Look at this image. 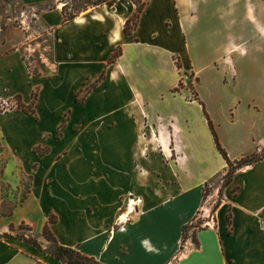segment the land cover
I'll return each mask as SVG.
<instances>
[{
	"label": "crops",
	"instance_id": "1",
	"mask_svg": "<svg viewBox=\"0 0 264 264\" xmlns=\"http://www.w3.org/2000/svg\"><path fill=\"white\" fill-rule=\"evenodd\" d=\"M42 1L46 0H23L28 5ZM48 1L56 2V8L43 16L55 37L53 74H32L18 46L0 39V102L8 106L20 102L28 107L33 94L38 93L35 115L17 107L0 110V159L8 160L3 172L8 186L12 184L18 189L22 185V177L14 183L10 181L14 169L8 166L10 160L25 152H32L35 157L31 169L20 164L15 167L21 176L32 173L29 176L32 184L13 213L2 214L6 201L13 195L7 197L0 183V233L9 232L12 224L24 222L33 228L46 249L49 243L42 237V231L54 215L57 223L52 230L59 243L102 264H264V159L234 175L232 183L223 190L214 224L196 232L199 246L193 232L183 248V228L198 221L205 186L226 175L228 165L213 138L221 166L200 178L193 168L198 140L192 134L189 120L181 128L178 123L168 126L158 118L156 131L151 130L152 135L143 137L142 128L150 129L153 120L147 108L140 105L136 106L137 111L131 108L130 100L136 92L130 85L129 71L123 69L127 67L133 39L139 46L132 48L145 45L166 48L176 41L189 45L201 40L194 25L203 15L210 25L224 26L219 25L215 37H224L222 41L228 45L248 40L264 45V0H149L133 36L123 33L125 23L137 11L131 0H119L113 8L90 10L67 25L62 24L60 0ZM54 14L60 17L55 25L50 21ZM241 15L249 23L246 31L244 27L240 29ZM70 33L66 38L65 34ZM119 46L124 54L109 65ZM239 48L234 43L223 53L228 55ZM230 61L224 57L221 63L227 65ZM158 62L153 65L155 70L163 66L162 61ZM163 67L166 70L168 65ZM104 72L106 79L92 88ZM178 81L176 78L170 100L193 104L194 100L173 94ZM90 88L88 100L77 111L86 113L77 118L82 129L76 135L70 121L66 136L71 132L74 134L71 138L89 134V148L94 151H85L78 160L70 162L66 149L53 153V144L66 138L58 136L55 140L54 135L63 131L67 113L74 109V104L78 105L77 95ZM99 97L109 99L92 107ZM122 100L126 107L114 114ZM108 111L111 115L103 118ZM134 112L143 117V122L135 120ZM51 121L55 122L52 135L43 129ZM119 126L127 129L122 153L97 150L105 148L102 140ZM182 130L187 133L182 134ZM96 132L107 135H93ZM241 139L235 148L221 140L232 161L237 160L235 153L242 152L238 158L242 159L264 148V122L257 131L246 129ZM151 155L159 162L156 165L153 160L156 166L150 164ZM28 214L42 215V219L35 223ZM204 217L210 214L204 212ZM0 264L64 263L22 241H0Z\"/></svg>",
	"mask_w": 264,
	"mask_h": 264
},
{
	"label": "rangeland",
	"instance_id": "2",
	"mask_svg": "<svg viewBox=\"0 0 264 264\" xmlns=\"http://www.w3.org/2000/svg\"><path fill=\"white\" fill-rule=\"evenodd\" d=\"M51 4L54 5L56 2L46 0L38 5H28L23 0H0V39L9 40L11 44L14 42L18 46V49L24 53V59L28 63L32 74L41 73V75L48 76L55 71L52 56L55 37L53 30L45 23L43 17L49 11L41 8ZM90 10L92 9L88 11ZM240 17L242 19L240 29L242 30L244 27L246 31L249 23L243 20L242 15ZM59 19L60 17L57 14L50 17V21L54 25L59 23ZM207 23L208 19L203 15L199 23L194 25L195 32H198L201 40H196L189 45L176 41L173 42V45L166 48H155L149 45L132 48L139 46L133 39L130 41V58L127 60V67H117L119 70L123 68L129 71L130 85L134 87L133 89L136 92L135 97L130 100L131 108L135 111L138 110L137 105L147 108L149 118L153 120L152 124H150V129L142 128L143 137L152 135L151 130L156 131L154 127H157L158 118L163 119L168 126L172 122L178 123L181 128L186 127L185 122L190 121L192 134L198 140L193 168H196L200 178L202 174L217 170L221 166V157L215 149L203 105L214 123L221 144L223 139L230 148L236 147L237 140L242 141L241 138L246 133V129L251 128L252 131H257L260 123L264 122V45H256L251 43L250 40L245 42L234 41L232 44L229 42L228 45L225 41H222L224 37H215L216 30L221 24L218 22L219 25L216 23L215 25H210V23L207 25ZM221 27L224 26L222 25ZM144 34L146 33L143 32ZM247 34H249V31ZM71 35L72 33L69 35L65 34V37L67 38ZM234 43L240 45L239 50L235 49L230 51L228 55H224L223 52L229 50ZM118 48H120L123 55V47L119 46ZM171 52H175V54H170ZM224 57H228L231 60L229 64L224 65L221 63ZM157 60L162 61L163 66L168 65L167 69L165 70L162 66L160 70H155L153 65L159 63ZM178 65L182 66L181 70ZM104 73L106 75V72ZM91 75L92 77L94 76L93 73ZM176 78L179 81L172 90L173 94H180L194 101L199 98L203 105L199 101L191 104L179 100H170L169 94ZM90 93L91 90L87 89L77 95L78 105L74 104V109L67 113V124L64 125L63 131H58L54 135L55 140L58 136L59 138L66 136V129L69 130L70 121H72L73 125H71V130L76 135L82 129L77 118L80 117L81 119L86 113H78L77 111L80 106L85 105ZM68 98V96L65 97V104H67ZM106 99L109 98L99 97L95 102H92V107L95 103L96 105L105 104L108 101ZM4 105L7 104L0 102V110ZM118 106L119 110H113L114 114L122 112L121 109L125 108L126 104L122 100ZM111 113V111L106 112L103 118L110 116ZM134 114L135 120L143 122V117L139 116L138 112H134ZM214 117L218 121V125ZM114 120L118 121L117 118H114ZM43 129L52 135L55 130V122L51 121ZM88 130L87 128L86 131ZM126 131L125 126H119L112 132L110 137H106L107 139L105 138L104 141L102 140L105 148H97V150L104 151V153H107V151L122 153L124 145H126L123 142L125 141ZM185 132V130H182V134ZM96 134L107 135L105 132H96L93 135ZM70 136H74L73 132L70 133ZM70 136H66L63 142L53 144L52 150L54 154L66 149L70 152L69 161L74 162L85 151L88 153L90 150L94 151L89 148L90 140L87 138L89 134L82 135L81 138H71ZM95 145L101 146L99 143ZM43 146H46V144ZM222 146L224 147V145ZM42 147L37 151H41ZM224 149L227 153L229 152L226 147ZM253 154H257L259 157L264 156V148L247 156ZM234 155L237 160L233 161L241 160L238 158L242 155V152ZM151 157V165L159 164L158 160L152 155ZM154 159L156 160L155 164H153ZM34 160L35 157L32 152H25L14 156L8 163L11 169L14 168L12 174L9 175L10 181L14 183L16 178L22 177V185L16 189L12 184L8 186L6 181H4L3 172L8 160L0 159V183L3 185V190L7 191V197L13 195V198L9 197L11 198L9 199L10 201H6L2 214L13 213L15 207L27 194L32 184V179L29 177L32 176V173L21 176L20 170H16L15 167L20 164L22 167L31 169ZM224 178L225 175L205 186L202 210L198 216V221L196 220L195 223V226L199 229L196 228L189 231L190 237L193 232L214 224L215 211L221 205ZM204 212L210 214V217H204ZM28 217L35 223H39L42 219V215L32 216L28 214ZM22 232L28 236V232L24 230ZM13 236H17V234H13Z\"/></svg>",
	"mask_w": 264,
	"mask_h": 264
},
{
	"label": "trees",
	"instance_id": "3",
	"mask_svg": "<svg viewBox=\"0 0 264 264\" xmlns=\"http://www.w3.org/2000/svg\"><path fill=\"white\" fill-rule=\"evenodd\" d=\"M131 1L136 5L137 11L125 23L123 33L126 36H133L134 32L138 28L142 13L144 12V10L146 9L148 5V0L147 1L131 0ZM118 2L119 0H60V3L63 4L62 24L67 25V24L74 22L80 16V14L88 11L89 9L94 10V9H97L99 7H104V6L113 8ZM41 8L42 10L51 11V10H54L56 6L51 4V5H45ZM121 56H122V51L120 50V48H117L114 51L111 58L109 59L108 64L112 65L113 63H116V61ZM178 68L181 70L182 66L178 65ZM105 79H106V75L105 73H103L100 79L97 80V82L92 86V88L96 87L99 83H101ZM90 90L91 88L89 89V91ZM32 99L33 101L31 105L28 107L18 102L15 106L4 105L1 110L5 111L6 109H14L15 107H17L18 109L24 110L27 113H31L35 115L36 112L34 110V106L38 100L37 92L33 94ZM195 101H199V103L203 105L202 101L199 98H196ZM203 110H204L206 119L208 121V125L212 133V136L214 138L218 152L222 155V157L224 158V160L226 161L228 165L227 173L224 178L225 183L222 189V192H223V190L232 183L234 175L239 170H241L244 167L251 166V165H254L262 161L264 159V156L259 157L257 154H253L251 156H246L245 158H242L241 160L232 161L227 151L222 146L219 136L216 132L214 123L211 120L210 116L208 115L204 105H203ZM228 221H229V224H231V215L228 216ZM56 223H57V218L54 215H51L48 223L43 228L42 237H44L49 243L46 249L43 248L42 244L39 241L40 237L35 234L33 228L24 222L18 226L12 224L9 228V232L0 233V241H6V242L23 241L27 244L33 245L41 253L47 254L48 256L55 257L57 260L63 262L64 264H102L96 258L84 255L77 249L69 248V247H65L61 245L52 230V226ZM195 223L196 222H193L192 224L186 225L183 228V248L185 246L186 240L189 237V231L198 228L197 226H195L196 225ZM23 230L28 232V236L24 234V232H22ZM19 231L21 232L19 233ZM13 234H17V236H13ZM194 237H195L196 245L199 246V243L196 239V232H194Z\"/></svg>",
	"mask_w": 264,
	"mask_h": 264
}]
</instances>
